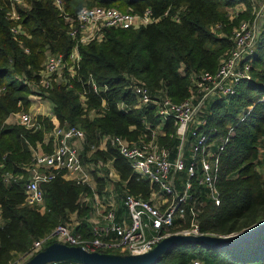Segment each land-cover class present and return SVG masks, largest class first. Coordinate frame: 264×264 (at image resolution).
<instances>
[{"label": "trees", "instance_id": "1", "mask_svg": "<svg viewBox=\"0 0 264 264\" xmlns=\"http://www.w3.org/2000/svg\"><path fill=\"white\" fill-rule=\"evenodd\" d=\"M12 1L0 0V264H12L19 255H25L33 242L67 222L70 214L76 212L84 217L88 213L83 199L92 196L90 187L62 175L43 185V210L24 205L26 167L31 162L32 149L40 144L48 152L52 141L44 145L47 134L64 123L85 130L84 162H111L125 191L148 200L154 187L138 180L109 144L99 147L105 135L136 141L145 132L146 123L152 127L157 124V117L152 107L124 113L118 110L117 103H135L130 90L132 78L144 84L152 96L164 92L175 103L186 100L190 95V74L214 73L220 59L232 48V30L249 15L242 13L230 20L226 13L227 8L239 3L249 8L248 0H63L69 17L83 7L99 6L138 14L150 10L154 18L160 19L138 29L108 30L102 42L81 46L78 79L68 80L72 89L59 82L43 95L53 109L50 116H36L37 129L32 131L7 124L6 120L30 110L29 84L38 81L45 54L66 58L73 43L67 34L68 24L53 0H24L25 4H17L23 35L13 36L11 28L16 23L7 18ZM174 15L178 21L172 20ZM216 26L219 30H215ZM89 76L107 86V92L101 96L92 93L87 84ZM79 94H84V103ZM103 104L107 109L101 116L90 115ZM207 110L204 128L215 138L225 136L229 128L233 133L220 155V204L207 199L194 181L192 199L199 209V231L228 236L264 220V172L257 171L258 166L262 169L259 150L264 148V26L250 77L239 83L234 95L214 100ZM163 132L160 145L169 149L173 158L178 139L172 120L166 121ZM92 148L98 149L91 152ZM5 174L12 176L8 184L4 182ZM95 181L99 192L103 182L97 177ZM176 186L181 189L179 181ZM186 220L184 226L188 225ZM181 223L176 220L174 225ZM82 235L88 236L85 226ZM193 259L204 264H264V232L226 249L180 246L163 253L156 264H191Z\"/></svg>", "mask_w": 264, "mask_h": 264}, {"label": "built area", "instance_id": "2", "mask_svg": "<svg viewBox=\"0 0 264 264\" xmlns=\"http://www.w3.org/2000/svg\"><path fill=\"white\" fill-rule=\"evenodd\" d=\"M248 1L249 8L239 3L226 9L230 20L236 19L245 10L250 12L251 19L240 21L232 30L230 36L232 48L220 59L214 73L200 71L190 74V95L186 100L175 103L164 92L152 96L144 84L132 78L130 90L136 99L135 103H117L118 110L124 113L152 107L154 116L157 117V124L152 127L146 123L145 132L136 141L105 135L102 136L99 147L103 149L109 144L129 165L138 180L154 187L155 191L151 193L149 199L144 200L126 191L113 192L111 203L103 213L104 222L92 224L90 238L83 237L67 223H62L44 238L33 242L24 258L30 260L42 250L43 246L52 242L80 248L88 253L138 259L152 253L164 239L172 236L169 230L175 227L176 220L183 222L185 219H188V227L181 233L184 236L225 237L199 231V209L192 199V190L194 181L197 188L204 190L207 199L213 201L215 205L220 204L217 189L220 155L233 129L229 128L225 136L215 138L213 133L204 127L210 103L234 95L239 83L250 77L253 58L264 26V0ZM17 4L25 3L24 0H13L7 15L10 21L16 23L11 28V33L16 37L23 35L22 28L18 24L20 17L15 8ZM53 4L68 24L67 34L73 47L66 58L50 52L45 54L38 72V81L29 84L32 91L30 99L45 98L43 95L51 91L53 85L59 82H64L69 89H72L68 80L78 79L81 46L102 42L108 30L138 29L156 23L160 19L154 18L150 10L138 14L99 6L83 7L74 17H69L65 12L63 0H53ZM164 15H167V12ZM172 20L178 21L177 15L172 16ZM219 28L216 26L215 30ZM87 84L95 95L101 96L107 92V86L97 84L91 76ZM79 95L84 103V94ZM106 109V105L103 104L100 110H93L90 115L101 116ZM168 120L173 121L178 139L177 154L173 158L170 150L161 146L159 142L165 135L163 127ZM6 123L24 126L32 131L37 129L36 117L31 111L13 114L7 118ZM85 138L84 129L64 123L47 134L46 139L52 141L48 152L38 151L40 144L32 149V159L26 167L27 178L24 185L26 207L43 210L45 202L43 185L52 182L59 175L79 177L75 182L88 186L89 174L102 171L103 165L90 162L84 164L81 152L83 153ZM96 149L98 148H92L91 152ZM262 162L264 172V156ZM180 172L184 176H179ZM11 178V175L5 174L4 182L8 184ZM177 181L180 190L177 189ZM157 195L167 199L163 201L162 206H159L160 203L155 199ZM115 204H122L126 212L118 220ZM108 250L122 254H109ZM191 264L204 263L193 259Z\"/></svg>", "mask_w": 264, "mask_h": 264}, {"label": "water", "instance_id": "3", "mask_svg": "<svg viewBox=\"0 0 264 264\" xmlns=\"http://www.w3.org/2000/svg\"><path fill=\"white\" fill-rule=\"evenodd\" d=\"M264 232V220L238 233L225 237L172 235L164 239L155 250L138 259L109 257L100 253H88L80 248L54 243L37 253L25 264H52L73 262L74 264H156L159 257L170 250L185 245H197L205 249H226L247 242ZM64 260V261H60ZM75 261V262H74Z\"/></svg>", "mask_w": 264, "mask_h": 264}, {"label": "crops", "instance_id": "4", "mask_svg": "<svg viewBox=\"0 0 264 264\" xmlns=\"http://www.w3.org/2000/svg\"><path fill=\"white\" fill-rule=\"evenodd\" d=\"M48 102L50 103V101ZM35 105L36 104L34 102V99H31V106H30L31 112L37 109ZM50 107L52 112L53 105L51 104ZM8 121H10V118L8 119ZM176 149L174 152L175 155L177 154ZM104 168H106V170H104L103 172ZM103 169L101 172H94L96 174L94 173H92L91 175L89 174L88 187H90L91 189L92 196L83 199V203H85L84 206H88L87 215H85L84 217H80L78 213L75 212L70 214L68 216L67 222H65L69 226L74 228L75 232L81 235H82V227L85 226L87 228V234H88V236L84 235V237L86 238L91 237V226L93 223L104 222L103 213L106 209H108V205L111 203L113 192H122L123 191L122 187L124 188V184L120 182L119 176L116 173V170L114 169L111 162L104 164ZM179 176H184V174L180 172ZM62 177L70 181H77L79 179V177L68 176V175H63ZM95 177H97L99 180L103 182V189L99 192H97V184L95 181ZM114 209L116 211L117 220L119 217L124 216L126 214L122 204L121 205L115 204ZM75 223H78V225Z\"/></svg>", "mask_w": 264, "mask_h": 264}, {"label": "rangeland", "instance_id": "5", "mask_svg": "<svg viewBox=\"0 0 264 264\" xmlns=\"http://www.w3.org/2000/svg\"><path fill=\"white\" fill-rule=\"evenodd\" d=\"M116 9V8H115ZM118 10V9H117ZM249 11L248 10H245L244 12H242V13H248ZM251 14H252V12H251ZM250 17V12H249V15H248V17L247 18H245V19H247V20H249V19H251V18H249ZM245 19H241L240 21H242V20H245ZM34 102H35V106H36V108L37 109H35V110H33L32 111V115H34V117H36V116H38V115H43V116H50L51 115V107H50V103L47 101V99H45V98H43V99H41V100H36V99H34ZM29 111H31V110H29ZM49 143H51V141H49L48 139H45V141H44V145H48ZM51 146V145H50ZM43 147H38V151H40V152H45V150H43L42 149ZM82 148V147H81ZM90 155V154H89ZM89 155H88V157H89ZM259 155H260V159L262 160L263 159V156H264V149L263 148H260V150H259ZM81 156L83 157V159H84V156L82 155V152H81ZM82 159V160H83ZM84 164L85 165H87L86 164V161L84 162ZM104 170H106V168H104L103 169V172H104ZM257 171L259 172V173H262L263 171H262V169H261V167L260 166H258L257 167ZM122 189H123V191H124V188L122 187ZM155 199H157L158 200V203H160L159 204V206H162L163 204V201H166L167 199H164V197H161L160 195H157L156 197H155ZM187 223V220L185 219V220H183V223H181L180 225H182V226H180V225H175V227H173L171 230H169V233L171 234V235H176V234H178V235H180L184 230H187V227L188 226H184L185 224ZM184 226V227H183ZM182 235V234H181ZM52 244H54V243H52V242H50V243H48V244H46L45 246H43V248H42V250L41 251H43V250H45L48 246H50V245H52ZM40 251V252H41ZM107 253H109V254H122L121 252H118V251H114V250H108V252ZM27 261H29V259H27V258H24V255H19L17 258H15L14 259V261L12 262V264H25ZM60 261H64V260H60ZM71 260H69V261H67V262H69V263H73V262H70ZM75 262V261H74ZM77 264H78V262H77Z\"/></svg>", "mask_w": 264, "mask_h": 264}]
</instances>
